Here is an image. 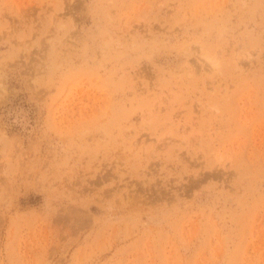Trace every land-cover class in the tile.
Returning a JSON list of instances; mask_svg holds the SVG:
<instances>
[{"label": "rangeland", "instance_id": "374dc122", "mask_svg": "<svg viewBox=\"0 0 264 264\" xmlns=\"http://www.w3.org/2000/svg\"><path fill=\"white\" fill-rule=\"evenodd\" d=\"M0 264H264V0H0Z\"/></svg>", "mask_w": 264, "mask_h": 264}]
</instances>
